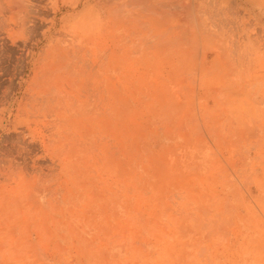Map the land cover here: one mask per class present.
Here are the masks:
<instances>
[{"label": "rangeland", "instance_id": "374dc122", "mask_svg": "<svg viewBox=\"0 0 264 264\" xmlns=\"http://www.w3.org/2000/svg\"><path fill=\"white\" fill-rule=\"evenodd\" d=\"M70 1L0 0V264H264V0Z\"/></svg>", "mask_w": 264, "mask_h": 264}, {"label": "bare ground", "instance_id": "6f19581e", "mask_svg": "<svg viewBox=\"0 0 264 264\" xmlns=\"http://www.w3.org/2000/svg\"><path fill=\"white\" fill-rule=\"evenodd\" d=\"M130 1L133 2V0H129V2ZM79 2H80V0H71L70 1V3L72 4L73 7H77ZM136 2H137V4H139V6L144 4V1H141V0H136L135 3ZM135 3L133 2V4H135ZM135 7H138V6L136 5ZM148 7L149 6H147L146 9H144L143 7L142 8L144 9V11L147 10V12L148 11L151 12V10ZM142 8L141 9L139 8V9L142 10ZM104 10L107 14V20L105 22L101 19V14L99 12L96 13L93 11H89V12L85 11L81 15H77V16H73V17L69 16L71 18V21H69L70 20V18H69L68 29H69V32L72 34V39L78 41V43L85 42V43H89V44L93 45L95 43L94 40L96 39V38H94V35H91V33L93 31H95L97 29L99 30L102 26H105L106 31H108V26H109L111 21H115V20L122 21L121 18L123 19V16L120 13L118 14V12H120V11L117 12L116 8L113 9V7H111V5L105 4ZM52 11H53L54 16L57 15L61 11V6L56 2V4L52 7ZM138 14H139V12L137 13V10H134L132 12V14L130 12V17L127 16L128 18H130L127 20L130 21L129 24L131 25V27L136 25V21H135L136 18H138L142 15V14H139V16L137 17ZM118 15L119 16L121 15V17H119ZM124 20L122 22H118V23L122 24L126 21V20L125 21ZM53 23H54V20L51 22V24L53 25ZM125 26H127V25H125ZM66 48L57 47L55 49L54 53H48L47 57L45 58L44 62L42 63V65L39 68V72L34 75V86L32 88V91H34L35 94L46 93L54 79H57L59 77H63V74H65V72H66L65 70L68 68V64H69V62H68L69 61V58H68V56H69L68 51L69 50ZM68 72H70V71H68ZM72 73L73 72H71L70 75ZM68 74L66 73L67 76H68ZM12 215H14V214H12Z\"/></svg>", "mask_w": 264, "mask_h": 264}]
</instances>
